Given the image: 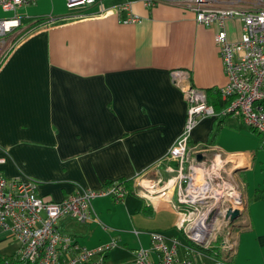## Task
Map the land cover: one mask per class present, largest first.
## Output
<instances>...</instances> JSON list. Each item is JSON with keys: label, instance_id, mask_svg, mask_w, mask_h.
<instances>
[{"label": "crops", "instance_id": "1", "mask_svg": "<svg viewBox=\"0 0 264 264\" xmlns=\"http://www.w3.org/2000/svg\"><path fill=\"white\" fill-rule=\"evenodd\" d=\"M145 1L100 0L79 15L65 0H36L15 11L0 7V19L18 20V37L0 65V156L6 157L0 170L7 178H31L37 194L54 201L111 181H133L122 201L92 200L95 220L58 221L80 246L114 240L102 264L122 252L133 260L138 248L150 246L148 231L175 223L173 194L140 197L134 186L150 171L164 173L162 162L186 121L181 86L212 95L227 83L215 43L218 26L197 23L194 11L176 2ZM121 4L138 20L124 23V12L108 11ZM224 31L237 42L241 20L226 19ZM221 103L213 101L216 108ZM211 139L209 151L239 156L227 172L242 192L244 212L228 264H264V179L244 173L263 174L264 145L234 116L202 118L188 144L205 147ZM136 226L142 229L137 235ZM221 243L218 256L208 250L193 256L202 264L224 258ZM19 249L0 227V257ZM188 250L179 244L180 256L193 257ZM150 258L157 260L154 253Z\"/></svg>", "mask_w": 264, "mask_h": 264}, {"label": "built area", "instance_id": "2", "mask_svg": "<svg viewBox=\"0 0 264 264\" xmlns=\"http://www.w3.org/2000/svg\"><path fill=\"white\" fill-rule=\"evenodd\" d=\"M35 1L0 0V7L4 11H15L17 7ZM99 1L65 0V3L69 10L76 11L74 15H79L81 9ZM158 1L146 0L145 5L150 6ZM170 1L194 11L197 23L218 26L215 43L227 77V83L218 89L222 101L218 108L207 102L204 89L188 83L181 86L187 102L186 121L183 131L165 155L166 159L175 162V168H169V171L176 175L165 178V181L158 177L155 186L145 189L146 193L155 190L158 196L165 197L169 187H173L175 198L171 203L179 215L176 228L194 242L201 240L207 231L206 219L211 212L216 210L217 214L213 231L227 209L244 212L242 192L234 181L224 176L228 173L227 156L221 151L207 155L210 148L207 146H189L194 127L208 116L238 117L247 128L259 135L264 145V0ZM108 11L124 12V23L138 20L128 4L117 5ZM230 18L241 20L240 38L234 43L227 40L224 31V21ZM17 28V19H0V65L12 47ZM197 153H202L205 160L198 162ZM5 161L6 157L0 156V164ZM136 193L142 195L139 191ZM127 194L125 181L117 180L100 188L81 189L60 201H54L39 196L36 183L31 178H7L0 170V227L10 231L20 243L19 252L14 255L27 264H93L94 258L95 263H99L116 246V242L111 240L95 248L80 246L73 237L60 231L58 221L64 218L79 223L93 221L96 219L92 208L94 198L108 196L122 201ZM138 233L135 231L136 235ZM213 233L204 244L206 248ZM225 234L230 235V231L226 230ZM149 235L150 246L138 248L130 264H202L189 255L180 256V243L175 237L167 239L158 232H150ZM233 246V240L229 241L225 236L221 248L231 251ZM188 251L196 252L193 249ZM152 253L157 256L156 261L150 258ZM228 259L229 254L226 253L224 258L214 257L210 264H228Z\"/></svg>", "mask_w": 264, "mask_h": 264}, {"label": "rangeland", "instance_id": "3", "mask_svg": "<svg viewBox=\"0 0 264 264\" xmlns=\"http://www.w3.org/2000/svg\"><path fill=\"white\" fill-rule=\"evenodd\" d=\"M17 35H18V33L15 34V36H14V38L12 40V45H13ZM226 137L227 136H225V138ZM209 152H212L213 154L216 153V151H209ZM226 156L228 157L226 168L229 169L230 164H233L234 161H236V158H238L239 156H238V154L237 155H227L226 154ZM162 163H164V166L162 167V168H164V173L163 172H158L156 170H153V171H150V173L148 175H144V176H142V178L140 177V179L137 181L136 185L134 186L135 190H136L135 192L139 191L143 196L146 195V197H155L157 195V192L155 190L152 191L151 193H146L145 189H147L150 186H155L158 183V177H161L163 179L162 181H165L168 178L176 175L175 172H170L169 171L170 170L169 168H171V169L175 168L176 164H175L174 161H170V160L165 158V160ZM244 173H246V175L249 176L250 178H255L257 176H261V180L264 179V169H263V174L262 175L259 174L258 171L244 172ZM224 176L227 179H230V180L234 181L229 176L228 173H225ZM165 178H167V179H165ZM132 183H133V181H131V183H130L131 186H132ZM237 186L239 187L238 183H237ZM172 192H173V187L170 186L166 196H168V195L170 196V195L173 194L174 198H175V190H174V193H172ZM142 195H140V197H143ZM170 207H171V205H169V206L167 205L164 209H166V211H170ZM175 213L177 214V218H176L175 223H171L168 220L167 222L164 223V227L163 228L150 230L148 232L149 233L150 232H158V233L162 234L164 237H166L167 239L173 237V236H170L169 233H171V234L174 235L175 238L177 237L176 239L179 240V242L183 246H185V248L193 249L194 251H196L198 253H203V252L209 253L206 249H203L202 246L200 247V246L196 245L192 240H190L189 238L185 237L183 235V233L176 228V222L178 220L179 215H178L177 212H175ZM223 214H225V213H223ZM223 217H224V215H223ZM223 217L220 216L219 221H217V224H216L217 229L213 231L214 232L213 235H212L213 238L211 237V241H210V244H209V247H213L215 249V251H217L216 249L220 250V243L223 241L225 236L228 238L229 241L233 240L235 233L241 227L240 219L236 220L233 224H230V223H226V220ZM134 229H135V231H138L139 233L142 231V229H140V227H138V226H136ZM226 230L230 231V235H226L225 234ZM187 244H188V246H187ZM196 252L193 253L192 256L194 254H197ZM226 253L230 254V250H227ZM193 258L196 261H201L202 260V259H200V258H198L196 256H193ZM131 259H132V256L130 255V253L122 252L121 255L118 256V257L111 256L109 259H106L104 264H130L131 263ZM98 260H99V258H98ZM211 263H212V261H211ZM207 264H210V261Z\"/></svg>", "mask_w": 264, "mask_h": 264}, {"label": "water", "instance_id": "4", "mask_svg": "<svg viewBox=\"0 0 264 264\" xmlns=\"http://www.w3.org/2000/svg\"><path fill=\"white\" fill-rule=\"evenodd\" d=\"M195 156L198 162H202L205 160V156L202 153H197ZM242 215H243V212L241 211L227 209L223 218L227 220L228 223L233 224L236 220H239L242 217ZM216 218H217V214L215 210L211 212L206 219L207 231L203 235L202 239L194 241L196 245L200 247L202 246L203 249H206L204 244L213 232V227H214Z\"/></svg>", "mask_w": 264, "mask_h": 264}, {"label": "trees", "instance_id": "5", "mask_svg": "<svg viewBox=\"0 0 264 264\" xmlns=\"http://www.w3.org/2000/svg\"><path fill=\"white\" fill-rule=\"evenodd\" d=\"M17 37H18V35H17ZM17 37H16V39H17ZM207 92L208 91L206 90L208 103L213 104L214 99H216V103H217V99L220 100L218 90H216L215 93L212 95H210ZM212 98H214V99H212ZM220 126H221V122H218V127H220ZM212 144L213 143H212V139H211V140H209V142L207 144H205V146H211ZM125 183H127V186H129L131 182H128L125 180ZM206 250L210 251L211 253H214V251H215L213 247H208V248H206ZM214 255H218V252L214 253ZM104 259H105V257H104ZM104 259L99 263H93V264H102ZM0 264H27V263H25L21 259H18L15 255H11V256L0 257Z\"/></svg>", "mask_w": 264, "mask_h": 264}]
</instances>
